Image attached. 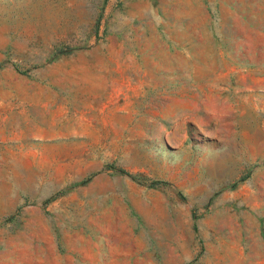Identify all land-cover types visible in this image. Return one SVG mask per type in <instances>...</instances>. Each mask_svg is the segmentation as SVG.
Returning a JSON list of instances; mask_svg holds the SVG:
<instances>
[{
  "label": "rangeland",
  "instance_id": "1",
  "mask_svg": "<svg viewBox=\"0 0 264 264\" xmlns=\"http://www.w3.org/2000/svg\"><path fill=\"white\" fill-rule=\"evenodd\" d=\"M0 264H264V0H0Z\"/></svg>",
  "mask_w": 264,
  "mask_h": 264
},
{
  "label": "trees",
  "instance_id": "2",
  "mask_svg": "<svg viewBox=\"0 0 264 264\" xmlns=\"http://www.w3.org/2000/svg\"><path fill=\"white\" fill-rule=\"evenodd\" d=\"M120 172H122V173H127L125 170H119Z\"/></svg>",
  "mask_w": 264,
  "mask_h": 264
}]
</instances>
